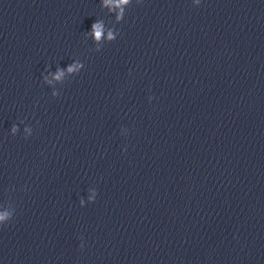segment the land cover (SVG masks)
I'll return each mask as SVG.
<instances>
[{"label": "clouds", "instance_id": "clouds-1", "mask_svg": "<svg viewBox=\"0 0 264 264\" xmlns=\"http://www.w3.org/2000/svg\"><path fill=\"white\" fill-rule=\"evenodd\" d=\"M108 2H109V0H105V4H107ZM92 31H93L95 38L97 40H99L100 37L102 36V32H103L102 24L100 22L94 23L92 26ZM109 38H111V33H109ZM71 70L72 69L70 68L69 71H71ZM57 79H59V75L57 76Z\"/></svg>", "mask_w": 264, "mask_h": 264}]
</instances>
